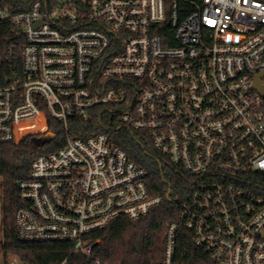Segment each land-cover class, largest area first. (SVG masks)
<instances>
[{
    "label": "built area",
    "instance_id": "1",
    "mask_svg": "<svg viewBox=\"0 0 264 264\" xmlns=\"http://www.w3.org/2000/svg\"><path fill=\"white\" fill-rule=\"evenodd\" d=\"M0 25L15 38L0 143L43 138L50 119L67 135L19 183L23 243L108 264L93 233L180 201L158 264H177L180 228L214 264H264V0H0ZM75 119L143 133L188 192L151 194L147 170L106 133L71 137Z\"/></svg>",
    "mask_w": 264,
    "mask_h": 264
},
{
    "label": "trees",
    "instance_id": "2",
    "mask_svg": "<svg viewBox=\"0 0 264 264\" xmlns=\"http://www.w3.org/2000/svg\"><path fill=\"white\" fill-rule=\"evenodd\" d=\"M14 41L11 27L0 25V68L13 62L10 48ZM47 131L57 133V138L46 144L38 142L42 135L35 134L25 136L18 143H0V255L5 264L14 257L25 264H88L82 256L71 255L69 244H27L18 235L15 215L22 206L19 183L29 177L32 162L37 156L56 151L67 143V135L60 122L50 119ZM100 132L106 133L131 160L147 170L151 194H163L170 185L175 196L186 195L189 177L160 157L143 133L125 128L107 131L97 121L75 119L71 121L69 135L84 138L88 133ZM258 178L264 184V174ZM180 206V201L158 206L137 221L121 217L93 233L92 240L99 241L95 258L108 264L161 263L165 234L168 226L178 220ZM176 263L214 264L203 250L194 246L191 234L183 228L178 233Z\"/></svg>",
    "mask_w": 264,
    "mask_h": 264
},
{
    "label": "water",
    "instance_id": "3",
    "mask_svg": "<svg viewBox=\"0 0 264 264\" xmlns=\"http://www.w3.org/2000/svg\"><path fill=\"white\" fill-rule=\"evenodd\" d=\"M263 77H264V74L258 75L256 77L254 88L256 90H258L261 94L264 95V86L261 83V80H262ZM56 137H57V133H55V132H49L42 139H38V142H41L42 144H46V143L51 142Z\"/></svg>",
    "mask_w": 264,
    "mask_h": 264
},
{
    "label": "rangeland",
    "instance_id": "4",
    "mask_svg": "<svg viewBox=\"0 0 264 264\" xmlns=\"http://www.w3.org/2000/svg\"><path fill=\"white\" fill-rule=\"evenodd\" d=\"M0 194H1V191H0ZM0 257H1V258H0V264H2V261H1V260H2V256L0 255Z\"/></svg>",
    "mask_w": 264,
    "mask_h": 264
}]
</instances>
